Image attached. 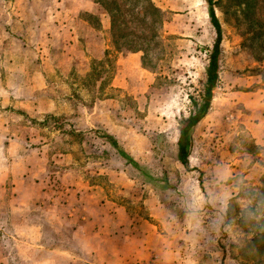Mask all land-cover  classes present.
<instances>
[{
  "label": "rangeland",
  "instance_id": "obj_1",
  "mask_svg": "<svg viewBox=\"0 0 264 264\" xmlns=\"http://www.w3.org/2000/svg\"><path fill=\"white\" fill-rule=\"evenodd\" d=\"M106 1L0 0V264H130L145 230L185 264H264V0H214L218 81L186 164L208 4Z\"/></svg>",
  "mask_w": 264,
  "mask_h": 264
},
{
  "label": "trees",
  "instance_id": "obj_2",
  "mask_svg": "<svg viewBox=\"0 0 264 264\" xmlns=\"http://www.w3.org/2000/svg\"><path fill=\"white\" fill-rule=\"evenodd\" d=\"M116 0H108L106 1V6L110 8L113 7ZM248 0H246L247 2ZM255 2L254 0H251ZM96 3H100L101 0H95ZM103 2V1H102ZM208 4V15L210 17V21L216 31L215 41L212 46V50L209 53V60L206 66V76L205 82L203 85L202 92L199 97H190L191 101V111L189 115L180 121V128H179V135L177 140V147H178V159L183 164L187 163V158L190 151V131L192 128L197 125L207 114L208 110L210 109L211 101L213 98V89L217 85L218 81V71H219V64H218V56H219V44L221 40V28L217 17L214 12V0H206ZM117 10H119V4L117 3ZM139 8V7H138ZM153 10L158 12L157 8L153 7ZM112 12V13H111ZM116 10L115 8L110 11L109 15L111 17V27H110V36L114 40L115 37V22H116ZM107 55V54H106ZM96 79V78H95ZM112 144L116 146L115 141H112ZM120 155L125 158L128 162H133L132 159L123 151L119 150ZM136 165V163H134ZM138 166V165H137ZM139 168V166H138Z\"/></svg>",
  "mask_w": 264,
  "mask_h": 264
},
{
  "label": "crops",
  "instance_id": "obj_3",
  "mask_svg": "<svg viewBox=\"0 0 264 264\" xmlns=\"http://www.w3.org/2000/svg\"><path fill=\"white\" fill-rule=\"evenodd\" d=\"M88 12L91 14L97 13V3L95 0H84V12ZM100 21L102 24V29L107 31L109 30L111 23L109 20L108 14L99 13ZM8 17V16H7ZM10 20L11 17H8ZM13 20V19H12ZM95 30L94 28H91ZM108 48V45L106 46ZM106 49L102 47V53L96 55L97 58H100L105 54ZM100 53V52H99ZM144 238H134L132 236L131 241L129 243V248L131 250L130 253L134 255V258L130 257V264H185L186 260L182 258V253H187L186 250L182 251L184 246H173L170 244L174 242L175 237L163 235L161 231L157 233H153L150 230L143 233ZM143 237V236H142ZM192 253H188L190 256ZM120 260H122L123 256L116 254ZM191 264V263H189ZM200 264V263H195Z\"/></svg>",
  "mask_w": 264,
  "mask_h": 264
}]
</instances>
